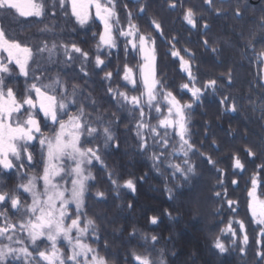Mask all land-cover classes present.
Masks as SVG:
<instances>
[{
  "label": "trees",
  "instance_id": "16d2710c",
  "mask_svg": "<svg viewBox=\"0 0 264 264\" xmlns=\"http://www.w3.org/2000/svg\"><path fill=\"white\" fill-rule=\"evenodd\" d=\"M173 2L182 3L183 8L169 7ZM122 4L133 13L132 22L140 33L155 39L157 78L169 85V90L177 94L181 102L192 103V108L187 111L188 138L194 145L189 156L193 172L187 179L177 174L173 178V170L165 163V157L162 162L153 160L157 146L149 147L146 152L140 150L134 119L107 92L109 83L102 79L105 72H115L118 66L122 72L125 62L138 65V52H132L126 58L121 38L119 47L112 49L111 55L105 51L102 58L106 59L107 66L104 71H99L94 66L98 35L93 39V33L101 30L96 19L92 18L86 27H81L71 17L70 8L67 16L60 12L53 18L49 7V15L42 22L35 18L25 21L22 17L0 13L3 26L16 29L30 44L47 42L51 47L53 42L58 45L75 42L90 53L89 63L82 70L79 60L72 64L62 63L66 57L60 49L61 55L56 57L51 71L67 85L69 92L73 85L77 86L79 100L86 105L85 112L94 121L100 117L101 130L110 126L114 136L107 147H104L103 138H99L105 165L96 162L91 167L93 179L88 182L83 209L84 216L93 220L95 225L91 245L101 255H106L110 264H124L126 253L144 251L140 247L144 244L142 237L147 235L150 244V237L156 235L158 242L152 255L159 259L163 250L165 264H264V260L256 256L260 246L257 244L259 229L255 225L248 226L247 245L240 243L241 234L235 241L230 236L224 239L227 247L224 253L214 247L215 238L230 218L235 216V219L246 222L250 219L247 187L250 186V177L258 170L257 166L264 163V62L255 60L249 46L251 41L257 51L264 48V29L259 26L264 16V0H215L211 8L204 5L203 0H122ZM189 7L194 10L198 21L195 29L182 18L183 10ZM237 10L242 15L236 16ZM153 21L162 25L161 31H156ZM205 23L208 25L206 29ZM173 37L176 48L186 59L188 55L183 50L191 53L190 64L199 81L198 86L202 87L210 79L217 80V89H207L198 101H194L186 90H180V85L187 82V75L180 72L179 58L170 55L172 46L169 41ZM204 41H208L207 46ZM84 72L88 75L85 76ZM23 81L17 74L9 84L22 94ZM118 83L123 84L119 77L111 86L116 88ZM128 88L131 87L128 85ZM120 90L126 91L123 87ZM132 93L135 92L129 94ZM224 96L229 97L226 106L235 104L236 111H225L226 106L220 104ZM176 141L177 138L172 141L166 155ZM246 147L256 153L254 158L243 151ZM34 151V158L39 160L38 142ZM237 151L245 164L243 172L231 167L230 157ZM209 156L218 161L215 167L208 163ZM217 169L226 172L223 187L217 183L220 178ZM30 171L36 172L37 169ZM109 173L113 174V179H118L119 188L111 183ZM129 179L135 184V192L122 186ZM233 179L239 182L238 185L232 184ZM17 183L15 170L10 175L0 172V184L5 189ZM225 188L230 199L239 201L238 214L230 213L226 203L222 204L215 197V192L223 193ZM98 191L104 192V198L96 197ZM258 191L264 192V189ZM26 199L25 194L23 200ZM153 216L158 218L157 224L150 223ZM241 247L246 249L244 254Z\"/></svg>",
  "mask_w": 264,
  "mask_h": 264
},
{
  "label": "snow or ice",
  "instance_id": "6c2138e0",
  "mask_svg": "<svg viewBox=\"0 0 264 264\" xmlns=\"http://www.w3.org/2000/svg\"><path fill=\"white\" fill-rule=\"evenodd\" d=\"M214 3L215 0H203V4L209 8ZM117 6L118 0H52L50 6L48 0H0V13L11 17H22L25 21L28 18H35L37 22H42L43 18L49 15V7L53 18L60 12L67 16L70 8L71 17L83 27L92 19L87 10L94 8L95 19L102 25V30L93 33V39L98 35L95 68L104 71L107 63L102 56L105 51L111 55L112 49L119 47L118 41L121 38L125 45L126 58L132 52L140 54L138 65L125 62L122 72L118 66L115 72H105L102 78L109 83L107 92L110 97L121 109H127L136 120V136L140 150L146 152L149 147L158 146L161 152L159 155L154 153L153 160L162 162V157L172 141L179 138L180 148H173L172 154L178 155L182 152L187 158L189 152L194 150V145L188 138L190 134L187 110L192 108V104L181 103L177 94L169 90V85L157 78L155 39L151 35L140 33L138 26L132 22L133 13L131 11L127 13L126 28L116 26L120 24ZM169 7L183 8V4L178 5L173 2ZM140 11L143 12L144 9L141 8ZM235 15L240 16L242 13L237 10ZM182 18L187 25L193 29L197 28L198 21L191 7L183 10ZM153 25L156 31H161L162 25L159 22L153 21ZM259 26L264 29V16L261 17ZM207 27L205 23L204 28ZM169 43L172 46L170 55L179 58L180 72L187 75V82L180 85L181 92L185 90L190 92L192 99L198 101L207 89L215 91L216 79L206 81L202 87L197 86L199 81L190 64L191 53L187 49L183 50L188 55L186 59L181 54V50L176 48L175 37ZM204 44L207 46L208 41H204ZM249 46L255 60L264 62V48L257 51L251 41ZM60 49H63L66 57L62 63L72 64L79 60L82 70L89 63L90 53L79 47L77 43L58 45L53 42L51 47L47 42H42L40 45L30 44L16 29L4 27L0 18V172L10 175L12 170H15L20 181L8 189L0 184V209H3L0 211V221H3L0 226V238L9 242H0V264H6L8 257H15L17 261L23 258L24 264H41V262L42 264H109L106 255H101L97 248L84 242L90 230L92 233L95 232L94 221L85 219L82 211L89 187L88 182L93 179L88 168L94 167L96 162H102L101 149L98 146L85 148L84 145L102 137L104 147H107L114 136L110 126H104L101 130L100 117L94 121L85 112L86 105L79 101L80 93L76 85H73L69 92L67 85L58 76L50 79L45 75L47 68L42 65L44 54L47 53L49 63H54L53 57L59 55ZM17 73L25 80L26 87L22 94L9 86V81ZM84 75L87 76L88 73L84 72ZM117 77L123 81V84L118 83V87L113 88L111 83ZM45 80L49 82L46 83ZM128 85H131V88H128ZM121 87L126 91H121ZM130 92H139V94L129 95ZM228 100L229 97L224 96L220 104L226 106ZM77 103L81 106L76 108L75 112H70ZM153 110L156 116H152ZM225 111H236L235 104L226 106ZM146 116L157 119L158 123L151 124L145 120ZM37 141L39 160L34 158ZM118 146L117 144L116 147ZM243 151L248 157L256 156L250 148L246 147ZM230 159L233 170L245 171V164L238 151L233 153ZM207 160L213 167L218 163L210 156ZM168 167L173 170V178L179 173L187 179L188 173L193 172L187 159L183 164L169 163ZM30 169H37V173L29 175ZM257 169L250 177V186L247 187V209L250 219L246 222L233 216L228 220V223L221 228L220 235L214 240V247L220 253L227 251L224 239L228 236L235 241L242 234L240 243L247 245L249 243L247 229L251 224L259 229L257 244L260 250L256 252V256L259 260H264V192L258 191L264 189V163L258 165ZM217 172L220 177L217 183L223 187L226 172L224 169H217ZM108 178L114 186L120 187L118 179H113L112 173H109ZM41 182L42 190L39 188ZM238 183L237 180H232L233 185ZM123 187L135 192V184L131 179L126 180ZM25 194L31 197V203L23 202ZM95 195L97 198L105 196L102 191H98ZM215 197L220 199L222 204L226 203L230 213L238 214L239 201L230 199L226 188L223 193L215 192ZM71 205H75V212H72ZM17 213L20 214L18 220L10 219V216H15ZM150 223L157 224L158 218L150 217ZM236 225L239 226L238 229ZM17 227L20 232L26 234L27 241L34 246L32 250L27 246L25 237H17ZM134 233L135 229H133ZM61 239L70 245L67 253L58 247ZM142 239L144 244L140 247L144 251L132 250L130 254L126 253L124 264H165L163 250L159 259H155L152 255L158 237L152 235L150 244L147 235ZM45 240L50 247L40 250L39 243ZM13 244L24 246L13 247ZM240 251L244 254L246 249L241 247Z\"/></svg>",
  "mask_w": 264,
  "mask_h": 264
},
{
  "label": "rangeland",
  "instance_id": "374dc122",
  "mask_svg": "<svg viewBox=\"0 0 264 264\" xmlns=\"http://www.w3.org/2000/svg\"><path fill=\"white\" fill-rule=\"evenodd\" d=\"M51 3H52V0H48V4H49V6L51 5ZM51 8V7H50ZM71 11V10H70ZM87 11H89L90 12V14H91V17L93 18V19H95V9L94 8H91V9H88ZM117 13H118V18H119V20H120V24H118V25H116L117 27H127V23H128V18H127V13H128V11H127V9H125V7L123 6V4H122V0H118V6H117ZM116 18H114V20H115ZM92 20V19H91ZM90 20V21H91ZM89 21V22H90ZM98 21V20H97ZM89 24V23H88ZM87 24V25H88ZM87 25H85V26H83V27H86ZM101 30H102V25H101ZM118 34V33H117ZM146 35V34H145ZM130 47V46H129ZM149 47H151V45L149 46ZM61 52V51H60ZM59 55H61L60 53H59ZM44 57H45V59H44V61H42V65L44 66V67H46L47 68V72L45 73V75L47 76V77H49L50 79H55V78H57L56 76H55V74L51 71V69L54 67V64L55 63H49L48 61H47V53H45L44 54ZM57 56H54L53 57V60L56 62L57 61V58H56ZM33 67H36L35 65H33ZM18 74V73H17ZM37 74H39V72L37 73ZM186 74V73H185ZM23 78V77H22ZM23 80H24V78H23ZM45 82L47 83V82H49L48 80H45ZM9 86H11L10 84H9ZM130 87H131V85H129ZM198 86V85H197ZM26 87V85H25V80L23 81V87H22V93H23V90H24V88ZM190 93V92H189ZM139 94V92H135V93H132V94H129V95H138ZM191 94V93H190ZM84 99H86V101L88 102V99L87 98H84ZM80 102H82V99L81 100H79ZM181 103H183V102H181ZM187 103H191V102H185L184 104H187ZM192 104V103H191ZM81 105L79 104V107H80ZM76 110H73L72 112H75ZM87 113V112H86ZM88 114V113H87ZM165 114H167L166 113V109H165ZM89 115V114H88ZM136 115H137V117H138V115H139V113L137 112L136 113ZM153 115H156V113H155V111L153 110V112H152V116ZM65 119H67V117H65ZM145 120L146 121H149L151 124H157L158 123V120L157 121H154V122H152L151 121V119L149 118V117H145ZM134 122H135V125H136V120H134ZM47 132H48V130H46L45 131V133L47 134ZM99 140V138H97L96 140H93L90 144H85L84 145V147L85 148H87V147H99L100 148V142L98 141ZM38 142V141H37ZM149 143L151 144V141H149ZM157 148H158V150L157 151H155L156 152V154L157 155H159L160 154V152H161V149L157 146ZM173 148H176V149H179L180 148V144H179V138H177V141L172 145V147L169 149V152H168V154L166 155V154H164V156L162 157L163 159H164V157H165V163L167 164V165H169V163H171V164H183V161L185 160V159H187L188 160V162H189V165H191V167L193 168V164L189 161V156H190V154H191V152H189V154H188V157L186 158V157H184V155H183V153L182 152H180L178 155H173L172 154V152H173ZM101 154V153H100ZM103 163H104V161H102ZM98 163H101V162H98ZM101 164V165H105V163L104 164ZM41 168H42V166H40ZM185 167H187V165H185ZM88 171H90L92 174H93V171H92V168L91 167H89L88 168ZM37 173V171L35 172V171H30V172H28V174L29 175H32V174H36ZM189 174H191V173H188V175H187V178H188V176H189ZM177 175H179L180 177H182L183 179L185 178V177H183V176H181L179 173H177ZM93 176V175H92ZM26 179L27 178H25V181H26ZM20 181L18 180V183H19ZM124 185V183L122 184V186ZM69 187H70V183H69ZM39 188H40V190H42L43 189V185H42V182L40 183V185H39ZM130 191H132L131 189H129ZM133 192V191H132ZM26 197H27V199L26 200H23V202L24 203H31V197L30 196H28L27 194H26ZM85 198H86V194H85ZM84 206H85V200H84ZM71 207V210H72V212H75V205H71L70 206ZM83 209H84V207L82 208V211H83ZM3 209H0V211H2ZM19 216H20V214L19 213H17L15 216H10V219H12V220H18V218H19ZM73 218H75V217H73ZM84 218L85 219H88L87 217H85L84 216ZM69 223H70V221H69ZM2 224H3V221H0V226H2ZM16 235H17V237H25V240H26V243H27V246L29 247V249L30 250H32L33 249V245L29 242V241H27V239H26V234H24V233H22V232H20L19 231V229H18V227H17V231H16ZM73 235H75L74 233H73ZM94 238V234L91 232V230H90V232H89V234H87L86 235V237L84 238V242H86V243H89L90 245H91V243H90V240L91 239H93ZM0 242H2V243H9L7 240H3L2 238H0ZM22 246H24V245H15V244H13V247H22ZM92 246V245H91ZM46 247H50V245L48 244V242L45 240L43 243H39V249L40 250H43V249H45ZM58 247H60V249H61V251H63V252H65V253H67L68 252V249H69V247H70V245H68V243L66 242V241H64L63 239H61L59 242H58ZM93 247V246H92ZM37 259H38V257H37ZM6 264H24V262H23V258H21V260L20 261H17L16 260V258L15 257H8L7 258V261H6ZM41 264H42V262H41ZM110 264V263H109Z\"/></svg>",
  "mask_w": 264,
  "mask_h": 264
},
{
  "label": "water",
  "instance_id": "95a60500",
  "mask_svg": "<svg viewBox=\"0 0 264 264\" xmlns=\"http://www.w3.org/2000/svg\"><path fill=\"white\" fill-rule=\"evenodd\" d=\"M251 1H253V0H251Z\"/></svg>",
  "mask_w": 264,
  "mask_h": 264
}]
</instances>
